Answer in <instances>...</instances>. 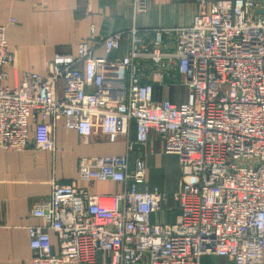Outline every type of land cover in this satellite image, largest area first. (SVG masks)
<instances>
[{
  "label": "built area",
  "instance_id": "built-area-1",
  "mask_svg": "<svg viewBox=\"0 0 264 264\" xmlns=\"http://www.w3.org/2000/svg\"><path fill=\"white\" fill-rule=\"evenodd\" d=\"M198 3L191 24L154 29L156 45L162 31L175 34L174 51L140 49L133 39L129 55L111 59L123 38L115 32L98 41L104 56L84 40L75 55L56 53L44 73L25 72L14 86L6 83L13 55L0 25L1 149L25 150L33 126L36 143L49 147L62 119L82 137L126 143L124 154L79 160V180L119 181L121 192L52 183L32 211L43 224L27 227L32 264H200L205 254L264 264V0ZM134 9L145 11L146 0H134ZM137 58L161 67L177 60L187 100L156 99ZM118 65L128 76L105 74ZM154 136L178 156L179 212L170 223L151 220L167 195L148 184L145 159L130 157Z\"/></svg>",
  "mask_w": 264,
  "mask_h": 264
},
{
  "label": "crops",
  "instance_id": "crops-1",
  "mask_svg": "<svg viewBox=\"0 0 264 264\" xmlns=\"http://www.w3.org/2000/svg\"><path fill=\"white\" fill-rule=\"evenodd\" d=\"M146 3L145 11L135 13L134 0H0V25L7 26L6 39L13 55L12 64L6 68V83L14 86L25 72L44 73L56 53L75 55L78 43L84 40L95 47V57L104 56L105 51L98 41L115 32H123V38L121 47L110 54L111 59L129 55L133 39L140 49L174 51L175 34L162 31V42L156 45L154 29L191 24L199 10L198 0H146ZM9 18L17 19V23L9 24ZM92 27L96 29L94 36ZM133 29L137 30L136 34L132 33ZM136 63L143 70L142 81L154 85L156 99L167 98L176 103L187 100L188 87L184 84L182 91L176 86L181 81L177 60H166L164 67L151 58H137ZM104 72L128 76L119 65L106 67ZM130 132L135 138L134 122ZM53 135L51 145L43 147L41 142L35 141L33 126L25 150L0 148V264H32L27 227L43 224V219L34 216L32 211L50 196L53 182H75L96 194H115L124 189L119 181L85 183L79 180L82 157L124 154V141L109 142L102 134L82 137L68 129L63 119L58 121ZM163 151L162 141L154 136L145 147L136 148L130 157L131 160L138 156L145 159L147 182L150 187L158 186L166 193L167 201L162 209L171 211L170 200H175L174 194L180 186L179 165L177 155ZM161 154L168 157V161H162ZM159 213L151 215L153 222L162 221ZM51 238L58 250L57 236L52 231ZM200 264L233 263L224 257L205 254Z\"/></svg>",
  "mask_w": 264,
  "mask_h": 264
},
{
  "label": "rangeland",
  "instance_id": "rangeland-1",
  "mask_svg": "<svg viewBox=\"0 0 264 264\" xmlns=\"http://www.w3.org/2000/svg\"><path fill=\"white\" fill-rule=\"evenodd\" d=\"M181 81H179V83H180ZM177 84L176 86L178 87V85H179V88L182 90V89H184L183 87V85H184V83H181V85L180 84ZM178 88V89H179ZM182 91H184V90H182ZM164 152V151H163ZM162 156H160L161 157V159H162V161H165V160H167L168 161V157H166V156H163V154H161ZM168 155V154H167ZM174 155V154H173ZM176 156V155H175ZM177 158H178V156H177ZM176 158V159H177ZM178 161V160H177ZM178 165H179V162H178ZM178 172L180 173V168L178 167ZM170 206H172L171 208V211H170V208L169 209H167V210H165V208H163L161 211H160V215H159V219L160 220H162L163 222H168V223H170V222H173L174 220H175V217H176V214L178 213V203L174 200V199H171L170 200ZM174 213V214H173Z\"/></svg>",
  "mask_w": 264,
  "mask_h": 264
}]
</instances>
